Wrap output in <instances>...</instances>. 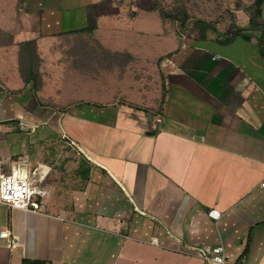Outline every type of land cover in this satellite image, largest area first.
Segmentation results:
<instances>
[{
	"label": "crops",
	"instance_id": "obj_1",
	"mask_svg": "<svg viewBox=\"0 0 264 264\" xmlns=\"http://www.w3.org/2000/svg\"><path fill=\"white\" fill-rule=\"evenodd\" d=\"M210 28L184 39L152 0H0V171L48 190L42 212L0 203V264H207L218 244L210 264H264V3Z\"/></svg>",
	"mask_w": 264,
	"mask_h": 264
},
{
	"label": "rangeland",
	"instance_id": "obj_2",
	"mask_svg": "<svg viewBox=\"0 0 264 264\" xmlns=\"http://www.w3.org/2000/svg\"><path fill=\"white\" fill-rule=\"evenodd\" d=\"M256 0H152L155 10L171 14L164 17L179 35L186 39L193 30L209 31L212 27L226 30L231 25L246 22ZM200 20V22H199ZM209 22L207 26L204 22ZM2 40L5 39L1 35ZM75 37L63 39V43L76 41ZM163 45H166L163 43ZM161 44L154 49L161 51Z\"/></svg>",
	"mask_w": 264,
	"mask_h": 264
},
{
	"label": "built area",
	"instance_id": "obj_3",
	"mask_svg": "<svg viewBox=\"0 0 264 264\" xmlns=\"http://www.w3.org/2000/svg\"><path fill=\"white\" fill-rule=\"evenodd\" d=\"M161 120V117H157L158 122ZM44 177L45 173L38 167L27 170L18 161H13L9 168L0 171V203L13 208L42 212L46 208L48 195L46 187L41 185ZM208 214L212 218H219L221 212L216 208H210ZM0 235L7 239L10 248L16 246V241L11 237L9 230L2 231ZM156 240L154 238L153 242ZM197 254L207 263L226 261L225 247L222 244L214 246L211 251L201 249Z\"/></svg>",
	"mask_w": 264,
	"mask_h": 264
},
{
	"label": "trees",
	"instance_id": "obj_4",
	"mask_svg": "<svg viewBox=\"0 0 264 264\" xmlns=\"http://www.w3.org/2000/svg\"><path fill=\"white\" fill-rule=\"evenodd\" d=\"M264 0H256L254 6L250 12V19L253 20L256 16L262 12V5ZM157 8L156 6L154 9ZM161 16L164 18L171 14L159 11ZM200 22V20H199ZM207 26H211L209 22H204ZM0 33L5 37V42L11 44L14 41V36L10 32ZM19 46V60H20V71L26 83L32 82L35 90L42 86V75L40 72L41 57L38 53L37 40L30 39L21 41L18 43ZM119 54V53H117ZM122 55V53H120ZM119 54V55H120ZM23 264H51L50 262L42 259H24ZM210 264V263H207Z\"/></svg>",
	"mask_w": 264,
	"mask_h": 264
}]
</instances>
